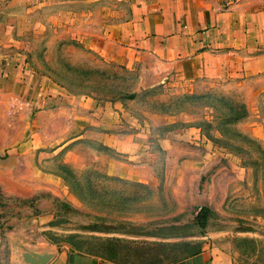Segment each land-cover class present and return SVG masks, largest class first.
Returning <instances> with one entry per match:
<instances>
[{"label": "rangeland", "instance_id": "rangeland-1", "mask_svg": "<svg viewBox=\"0 0 264 264\" xmlns=\"http://www.w3.org/2000/svg\"><path fill=\"white\" fill-rule=\"evenodd\" d=\"M131 1L0 0V257L19 243L84 254L106 239L139 256L120 264L191 248L264 264V71L188 77L147 53L117 55L108 34ZM219 98L246 110L221 136ZM91 171L101 176L82 179Z\"/></svg>", "mask_w": 264, "mask_h": 264}, {"label": "crops", "instance_id": "crops-1", "mask_svg": "<svg viewBox=\"0 0 264 264\" xmlns=\"http://www.w3.org/2000/svg\"><path fill=\"white\" fill-rule=\"evenodd\" d=\"M107 43L123 57L131 50L152 55L165 65L177 64L188 77L256 74L264 71V0H132L128 19L114 27ZM4 83L13 87L8 80ZM7 95L10 101L15 96L12 90ZM55 249L48 264H116ZM0 264L17 263L10 256L0 257ZM169 264L238 263L229 254L203 248Z\"/></svg>", "mask_w": 264, "mask_h": 264}, {"label": "trees", "instance_id": "trees-1", "mask_svg": "<svg viewBox=\"0 0 264 264\" xmlns=\"http://www.w3.org/2000/svg\"><path fill=\"white\" fill-rule=\"evenodd\" d=\"M134 97H135V94L128 95L129 99H133ZM195 99L201 100V99H205V97L204 96H194L191 94H183L182 96L176 98V101H178L180 103L182 101L187 102V101H191V100H195ZM216 101L218 102L219 106L223 109V111L222 112L220 111L218 113V115L214 117V121H213V123L215 125L214 131L221 136L222 134H224L225 131H227L225 125L228 123L236 122L239 119L243 118L246 115V110L242 104H234V103H231V102H229L223 98L216 99ZM168 107H169V105L160 104V111H161L160 113L168 115L170 113L169 111H166V109ZM180 112L181 111H179L177 113H180ZM199 124L201 126H203L204 128L210 127V124L208 123V121H206L204 119V117L202 118V121ZM201 126H199L197 128L201 129ZM204 136L209 141H212V142L219 141L218 139L211 137L207 133H204ZM222 144H225V143H221V145ZM263 156H264V153H263ZM59 170L62 173V180H64V181L70 180L71 182H76L74 179L75 177H74L73 173L68 168L61 166ZM89 175L97 176V177L101 176L100 174H98L97 172H94V171L84 172L81 174L82 179H84V180H88ZM103 177L108 179V177H106V176H103ZM85 188L88 189L87 191H90L89 187L87 185ZM76 198L81 203L84 202L83 196L80 195L79 193H76ZM207 213H208L207 209L204 207H201L199 209V211L197 212V214L195 215L194 221L199 228H202L204 226L205 220L207 218ZM117 242L118 241L106 240V239L102 240V241L97 240L96 244H94L96 246V248L93 249L92 251L86 252L84 254L92 256V257L100 258L102 260L110 261V262H113L116 264H120L115 259L116 257L118 259H121V258H124L122 256L127 257L130 254L133 258H136L138 256V254L131 253L128 250L119 249V246L116 245ZM198 252H200V251L196 250L195 248H191L190 251H188L186 253V255L179 260L191 257V256L197 254ZM80 254H83V253H80ZM150 258H152L153 260H156V264H162V262L165 261L164 257H156L155 256V257H150ZM179 260L170 261V262L165 263V264L173 263V262H176Z\"/></svg>", "mask_w": 264, "mask_h": 264}, {"label": "water", "instance_id": "water-1", "mask_svg": "<svg viewBox=\"0 0 264 264\" xmlns=\"http://www.w3.org/2000/svg\"><path fill=\"white\" fill-rule=\"evenodd\" d=\"M56 249L45 246H25L19 243L15 247L13 260L17 264H48L55 256Z\"/></svg>", "mask_w": 264, "mask_h": 264}]
</instances>
